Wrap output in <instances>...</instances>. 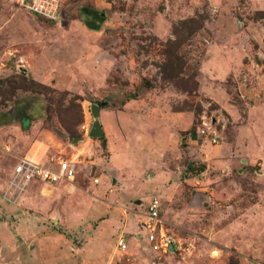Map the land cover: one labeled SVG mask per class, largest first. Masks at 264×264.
I'll return each instance as SVG.
<instances>
[{"label": "rangeland", "instance_id": "obj_1", "mask_svg": "<svg viewBox=\"0 0 264 264\" xmlns=\"http://www.w3.org/2000/svg\"><path fill=\"white\" fill-rule=\"evenodd\" d=\"M63 1L49 19L0 0V264H264V94L248 120L241 91L264 74V9L251 0ZM188 18L198 25L190 34L180 25ZM230 30L248 39V68L214 79L201 64ZM43 69L49 82L35 79ZM158 98L160 148L143 119L119 131L111 110L127 103L141 114ZM88 103L102 109L99 138L78 128ZM38 128L58 140L55 154L78 162L75 176L9 196L19 140ZM151 197L166 231L191 243L184 259L158 257L136 238Z\"/></svg>", "mask_w": 264, "mask_h": 264}, {"label": "crops", "instance_id": "obj_2", "mask_svg": "<svg viewBox=\"0 0 264 264\" xmlns=\"http://www.w3.org/2000/svg\"><path fill=\"white\" fill-rule=\"evenodd\" d=\"M251 1L253 4V9H264L263 0H251ZM240 24L243 25L242 22ZM230 25H231L230 26L231 30L234 29L233 25L232 24ZM237 28L241 29L242 26H239ZM259 32H261V30ZM259 32L256 31L254 33V37L258 42H260L259 40H261V35ZM221 38L222 40L220 44L212 43V42L208 43L207 51H206L207 53L206 60H204L201 64V68L203 66L206 67L204 68V70L207 72L209 76L214 77V79H218V80L230 75L234 76L241 70L243 71L245 67L248 68V63L246 62V56H248L250 49L249 42L246 36L243 37L240 34L233 33L231 31V33L222 34ZM257 69H259V66L256 64V70ZM36 75L37 76L35 77V79H37L40 82H46V81L49 82L51 80V75L48 74L45 69H43L42 72H39ZM255 77H256L255 79L256 81L254 85L250 86L249 88H242L240 86V89L242 88L241 91L243 96L248 99L250 105L247 116L248 120H250V118L253 116L252 113L259 110L258 107H260L261 105L260 102L258 101V98L261 100L262 98L260 96L264 94L263 91L264 74H260V75L257 74L255 75ZM217 92H218V96L220 97L221 92L220 91ZM259 92H261V95H259ZM213 93H214L213 95H217L216 91H213ZM158 102L159 103L156 108L154 106V101L151 102L148 99L147 101L144 100L145 109L143 110L144 112L141 114L139 112H131L129 111V109H126L125 106L128 105L127 103L125 106H123L124 107L123 109L126 110L123 109L111 110L116 114L115 120L117 122V127L119 131L122 130L121 128L123 124L127 123L130 128L134 126L137 127L139 125L140 120L143 119V122L140 123L143 124L142 127L144 130L145 128L151 129L158 133L157 140H149L151 142L150 145L158 146V148H160L162 144H164V142L162 143L163 136L161 135V126L166 123V112H165V107H162L161 110L159 98H158ZM101 110L102 109H99V115ZM18 124L21 130H29L27 129L29 125L24 127L21 125V123L18 122ZM101 130H102V126H101ZM131 138L133 139L135 146L141 147L143 137H140V135H136L135 133H133L131 135ZM19 141L21 142V144L19 150L16 152L17 158L27 157L32 160H38V161L44 160L47 156L51 154L54 155L55 151H57V147H59L58 140L49 131L43 128L41 129L38 128L36 129V131H32L29 132V134L27 135L25 134L24 136H21ZM110 144L113 149L115 148V146L116 148L124 147V138L122 137L121 142L117 143L115 146L111 141ZM112 157L117 158L115 155Z\"/></svg>", "mask_w": 264, "mask_h": 264}, {"label": "built area", "instance_id": "obj_3", "mask_svg": "<svg viewBox=\"0 0 264 264\" xmlns=\"http://www.w3.org/2000/svg\"><path fill=\"white\" fill-rule=\"evenodd\" d=\"M15 7L22 8L31 15L43 18H55L63 0H5ZM262 39H264V27L260 28ZM264 48V40H262ZM21 61V60H18ZM21 65V64H20ZM20 68L23 70L20 66ZM81 122L79 131L82 136H88L91 124L90 104L81 106ZM215 143V138H211ZM77 161L71 158H65L61 154L47 156L44 160H32L27 157H20L13 164L9 178L7 180L6 192L9 196L17 194L20 190L31 182H43L54 184L63 180H71L76 173ZM93 182H97L96 177H92ZM160 202L156 197L147 200L144 208L143 217L140 220L139 229L136 232V238L140 239L145 248L158 257L175 255L181 259L188 256L192 251V245L189 242L174 238L163 227L159 217ZM116 247L119 251H124L125 243L122 236L117 239ZM172 247V250L170 248Z\"/></svg>", "mask_w": 264, "mask_h": 264}, {"label": "trees", "instance_id": "obj_4", "mask_svg": "<svg viewBox=\"0 0 264 264\" xmlns=\"http://www.w3.org/2000/svg\"><path fill=\"white\" fill-rule=\"evenodd\" d=\"M194 23H195V19L194 18H188V19H186V20H182V21H180V25H181V27H184V29H185V31L187 32V34H190V33H192L197 27H198V25H194ZM169 46V45H168ZM167 47V46H166ZM168 54V57H173V58H178V55H170V53L168 52L167 53ZM170 59V58H169ZM169 59H168V61H169ZM171 61V60H170ZM178 73H180V71L178 72ZM176 76V75H175ZM170 77H173V75H170ZM21 80L20 81H23L24 80V78L23 77H21L20 78ZM31 83H34L35 85H40L38 82H34L32 79H30L29 80ZM7 83H9V84H11V85H13V87L15 86V87H17L16 86V84L18 85V83L17 82H15L13 79H11V80H7L6 81ZM80 116H81V111H80ZM27 118L26 119H24V120H22V121H19L20 123H21V125L22 126H24V127H26L27 126ZM67 130V129H66ZM228 264H232V263H228Z\"/></svg>", "mask_w": 264, "mask_h": 264}, {"label": "water", "instance_id": "obj_5", "mask_svg": "<svg viewBox=\"0 0 264 264\" xmlns=\"http://www.w3.org/2000/svg\"><path fill=\"white\" fill-rule=\"evenodd\" d=\"M99 109H100V105L95 103L90 104V114L92 120L89 127L88 136L92 138H99L103 134L101 130L100 122L98 120ZM170 250H172V247L170 248Z\"/></svg>", "mask_w": 264, "mask_h": 264}, {"label": "bare ground", "instance_id": "obj_6", "mask_svg": "<svg viewBox=\"0 0 264 264\" xmlns=\"http://www.w3.org/2000/svg\"><path fill=\"white\" fill-rule=\"evenodd\" d=\"M214 254H216V251H214Z\"/></svg>", "mask_w": 264, "mask_h": 264}]
</instances>
